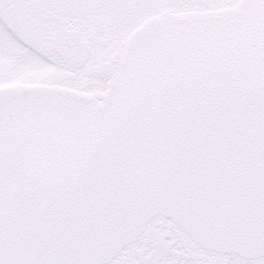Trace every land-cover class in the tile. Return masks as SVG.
<instances>
[{
	"label": "water",
	"instance_id": "1",
	"mask_svg": "<svg viewBox=\"0 0 264 264\" xmlns=\"http://www.w3.org/2000/svg\"><path fill=\"white\" fill-rule=\"evenodd\" d=\"M157 216L264 259V0L149 18L103 101L0 86V264H109Z\"/></svg>",
	"mask_w": 264,
	"mask_h": 264
},
{
	"label": "rangeland",
	"instance_id": "2",
	"mask_svg": "<svg viewBox=\"0 0 264 264\" xmlns=\"http://www.w3.org/2000/svg\"><path fill=\"white\" fill-rule=\"evenodd\" d=\"M239 0H0V84H54L102 98L134 29L161 13L205 12ZM77 33L91 46L84 68L56 61L53 47ZM127 38V39H126ZM256 261V260H255ZM206 252L164 217L110 264H247ZM249 264H264V259Z\"/></svg>",
	"mask_w": 264,
	"mask_h": 264
},
{
	"label": "flooded vegetation",
	"instance_id": "3",
	"mask_svg": "<svg viewBox=\"0 0 264 264\" xmlns=\"http://www.w3.org/2000/svg\"><path fill=\"white\" fill-rule=\"evenodd\" d=\"M76 37H82V36L78 35L76 32H75V33L68 34L67 36H65V39H64L63 41L60 40L59 43H58L57 45L64 44L65 41H67V40H69V39L76 38ZM57 45H56V46H57ZM72 89H75V88H72ZM75 90H77V91H81V90H79V89H75ZM81 92H85V93H88V94L93 95L92 93H89V92H86V91H81ZM93 96L96 97L97 99H102V98H100V97H98V96H95V95H93Z\"/></svg>",
	"mask_w": 264,
	"mask_h": 264
},
{
	"label": "trees",
	"instance_id": "4",
	"mask_svg": "<svg viewBox=\"0 0 264 264\" xmlns=\"http://www.w3.org/2000/svg\"><path fill=\"white\" fill-rule=\"evenodd\" d=\"M243 261H244V260H243ZM256 261H257V260H256ZM256 261H250V262H247V264L252 263V262L254 263V262H256Z\"/></svg>",
	"mask_w": 264,
	"mask_h": 264
}]
</instances>
